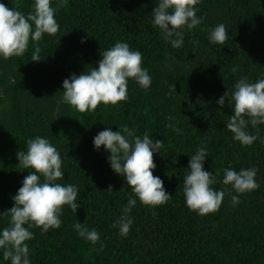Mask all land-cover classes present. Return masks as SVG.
<instances>
[{
    "label": "trees",
    "instance_id": "trees-1",
    "mask_svg": "<svg viewBox=\"0 0 264 264\" xmlns=\"http://www.w3.org/2000/svg\"><path fill=\"white\" fill-rule=\"evenodd\" d=\"M158 2L68 0L56 12L58 34H44L39 42L40 61L31 60L32 41L22 56L0 57V212L14 206L13 197L32 171L19 166L16 153L26 151V140L36 136L61 154L64 177L56 182L79 191L80 207L73 213L65 205L58 229H29L30 264H264V124L257 126V140L244 146L226 127L233 105L217 104L241 77L249 82L264 78V0H200L196 9L202 23L184 30L179 48L152 23ZM0 3L27 15L34 0ZM220 23L230 38L212 44L209 30ZM117 42L142 54L151 86L144 89L130 79L127 101L101 104L92 112L62 103L64 79L98 67L100 53ZM125 125L141 138L147 132L154 142L163 141L154 153L153 175L171 196L166 204L142 205L112 170L110 153L103 146L95 149L93 138L100 131ZM246 131L256 134L251 125ZM200 147L208 151L204 170L216 180L212 187L225 191L219 210L208 215L191 211L183 195L190 157ZM226 168H255L259 187L235 192L222 183ZM109 186L113 191H107ZM232 196L240 203L233 205ZM129 198L137 200L128 214L133 223L121 236L113 224ZM9 219L0 217V231ZM76 222L98 231L103 250L78 235ZM0 264H11L2 249Z\"/></svg>",
    "mask_w": 264,
    "mask_h": 264
},
{
    "label": "clouds",
    "instance_id": "clouds-1",
    "mask_svg": "<svg viewBox=\"0 0 264 264\" xmlns=\"http://www.w3.org/2000/svg\"><path fill=\"white\" fill-rule=\"evenodd\" d=\"M67 3L68 0H56V6L53 7V0H34L33 10L27 15L18 8L10 9L0 3V57L7 60L13 56H22L32 41L36 46L31 60L40 61L39 42L44 34H58L60 25L56 12L66 7ZM199 3L200 0H159L153 8L152 23L161 30L173 48L183 45L185 29L191 31L202 23L203 17H197L196 5ZM209 31L212 44H224L230 38L228 28L223 23ZM100 55L102 59L98 67L78 76L73 74L63 81L61 102L69 104L80 113L95 111L101 104L115 106L127 101L130 79L141 88L151 86L152 79L143 66L142 54L130 49L127 43L117 42ZM236 71L233 67L232 72ZM226 100L233 105L227 129L233 134L234 140L244 146L252 145L259 136L257 126L264 124V78L249 82L246 77H241L236 81L234 91L231 94L226 91L217 104L223 107ZM168 119L171 121L173 118ZM249 125L256 129V134L246 131ZM174 130L180 131L178 128ZM26 144L27 150H19L16 156L19 166L32 171L23 179L22 186L13 197L14 206L0 212V217L10 218L8 226L0 231V249L3 250V259L10 260L11 264H30V250L26 241L33 239V232L29 229L38 227L44 232L58 229L64 206L67 205L73 213L80 207L77 203V186L56 182L64 177L61 170L63 161L57 148L40 136L27 139ZM93 145L97 150L103 146L110 153L108 159L112 170L126 180L142 205L157 207L169 201L171 196L165 190L163 180L153 175L156 168L154 153L163 147V141L154 142L147 132L141 138L125 125L118 131H112L111 128L100 131L93 138ZM207 156L205 147L198 148L190 157L188 172L183 180L186 206L199 215L217 212L225 197V191H217L212 187L216 183L212 172L204 170ZM255 177V168L241 169L239 172L226 168L222 183L244 194L259 187ZM107 191H113L111 186ZM136 203V199L129 198L122 209V215L113 224V227L119 228L121 236H126L131 228L133 221L128 214ZM231 203L239 204V197L232 196ZM73 228L92 245L100 243V234L96 229H89L80 222H76ZM104 247L100 243L97 251Z\"/></svg>",
    "mask_w": 264,
    "mask_h": 264
}]
</instances>
